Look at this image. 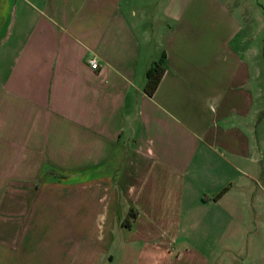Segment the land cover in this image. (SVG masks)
I'll use <instances>...</instances> for the list:
<instances>
[{
    "label": "crops",
    "instance_id": "crops-1",
    "mask_svg": "<svg viewBox=\"0 0 264 264\" xmlns=\"http://www.w3.org/2000/svg\"><path fill=\"white\" fill-rule=\"evenodd\" d=\"M233 6L0 0V264H264V93Z\"/></svg>",
    "mask_w": 264,
    "mask_h": 264
},
{
    "label": "rangeland",
    "instance_id": "rangeland-1",
    "mask_svg": "<svg viewBox=\"0 0 264 264\" xmlns=\"http://www.w3.org/2000/svg\"><path fill=\"white\" fill-rule=\"evenodd\" d=\"M233 1V7L239 9L246 16L245 21H242V19L240 20L241 25L247 24L246 42L244 43V47L249 56L248 62L250 63L251 71L255 68L257 69V77L255 80L252 79L250 84L252 87H261L262 92L264 93V0ZM237 13L238 12L236 11V14ZM252 230L253 232L257 231L254 229ZM218 247L222 248L221 246ZM262 248L264 247L262 246ZM219 253L221 254L220 260H218L216 264H222V261H224L225 258L224 254H222L223 252ZM236 262H238V260H236Z\"/></svg>",
    "mask_w": 264,
    "mask_h": 264
},
{
    "label": "trees",
    "instance_id": "trees-1",
    "mask_svg": "<svg viewBox=\"0 0 264 264\" xmlns=\"http://www.w3.org/2000/svg\"><path fill=\"white\" fill-rule=\"evenodd\" d=\"M163 60L164 55L162 54L159 60L153 62L144 73V84L142 90L147 97L152 96L164 72ZM225 190L226 188L222 189L218 196L221 195Z\"/></svg>",
    "mask_w": 264,
    "mask_h": 264
},
{
    "label": "built area",
    "instance_id": "built-area-1",
    "mask_svg": "<svg viewBox=\"0 0 264 264\" xmlns=\"http://www.w3.org/2000/svg\"><path fill=\"white\" fill-rule=\"evenodd\" d=\"M87 63L90 67V69L95 70L97 68V64L94 59L87 60Z\"/></svg>",
    "mask_w": 264,
    "mask_h": 264
}]
</instances>
